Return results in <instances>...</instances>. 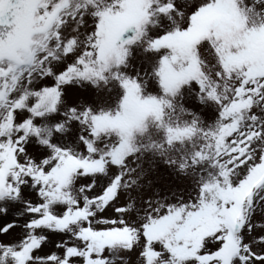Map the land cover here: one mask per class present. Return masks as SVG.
Listing matches in <instances>:
<instances>
[{
    "label": "snow or ice",
    "instance_id": "1",
    "mask_svg": "<svg viewBox=\"0 0 264 264\" xmlns=\"http://www.w3.org/2000/svg\"><path fill=\"white\" fill-rule=\"evenodd\" d=\"M0 264H264V0H0Z\"/></svg>",
    "mask_w": 264,
    "mask_h": 264
}]
</instances>
